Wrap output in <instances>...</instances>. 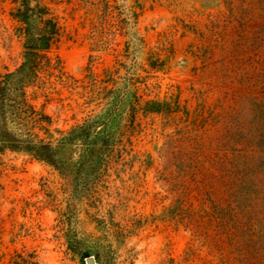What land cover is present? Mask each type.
Wrapping results in <instances>:
<instances>
[{"label": "rangeland", "instance_id": "374dc122", "mask_svg": "<svg viewBox=\"0 0 264 264\" xmlns=\"http://www.w3.org/2000/svg\"><path fill=\"white\" fill-rule=\"evenodd\" d=\"M18 2L0 0L1 74L24 61ZM43 2L62 26L49 53L57 70L42 71L27 97L53 133L99 112L110 76L138 80L145 99L178 96L184 109L140 116L88 194L72 174L7 152L0 264H106L94 242L104 235L112 264H264V0ZM71 227L83 240L77 253Z\"/></svg>", "mask_w": 264, "mask_h": 264}, {"label": "trees", "instance_id": "16d2710c", "mask_svg": "<svg viewBox=\"0 0 264 264\" xmlns=\"http://www.w3.org/2000/svg\"><path fill=\"white\" fill-rule=\"evenodd\" d=\"M18 3L14 18L19 23L25 52L24 61L16 71L0 73V165L7 152L23 153L53 167L63 177L72 174L76 185L82 183L81 190L88 194L131 142L140 116H171L183 112L184 108L178 96L145 99L140 94L138 80L129 76L115 80L110 76L104 82L100 111L68 131L53 133L51 118L30 103L27 89L37 83L42 71L57 70L49 53L60 42L62 26L43 0H19ZM148 61L156 71L165 66L160 59L152 62L151 56ZM78 142L82 149L74 162L72 152ZM96 223L99 231L108 232L109 223L105 219L96 218ZM110 225H114L113 220ZM115 233L123 236L122 232ZM66 239L72 252L82 249L83 240L72 227L66 232ZM94 242L104 263H115V251L108 236L95 237Z\"/></svg>", "mask_w": 264, "mask_h": 264}, {"label": "water", "instance_id": "95a60500", "mask_svg": "<svg viewBox=\"0 0 264 264\" xmlns=\"http://www.w3.org/2000/svg\"><path fill=\"white\" fill-rule=\"evenodd\" d=\"M87 264H96L94 258L87 259Z\"/></svg>", "mask_w": 264, "mask_h": 264}]
</instances>
